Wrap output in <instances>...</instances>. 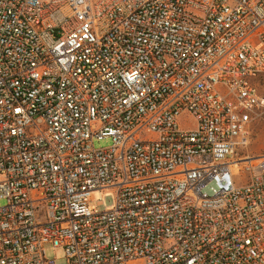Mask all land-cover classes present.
I'll return each mask as SVG.
<instances>
[{
  "label": "built area",
  "instance_id": "obj_1",
  "mask_svg": "<svg viewBox=\"0 0 264 264\" xmlns=\"http://www.w3.org/2000/svg\"><path fill=\"white\" fill-rule=\"evenodd\" d=\"M261 75L264 0H0V264H264Z\"/></svg>",
  "mask_w": 264,
  "mask_h": 264
},
{
  "label": "rangeland",
  "instance_id": "obj_2",
  "mask_svg": "<svg viewBox=\"0 0 264 264\" xmlns=\"http://www.w3.org/2000/svg\"><path fill=\"white\" fill-rule=\"evenodd\" d=\"M254 85L258 92L264 96V75L259 76L254 80ZM192 124L191 119L186 115L180 118V125L182 127L190 126ZM111 145L110 139H103L100 141H93L94 148H106ZM242 155L258 156L264 154V109L259 111L256 119L254 120L251 129L248 143L243 150L240 151ZM231 174L233 182L236 186L240 185L245 181L247 175L242 172L238 167L231 168ZM113 192L107 190L102 192L101 199L98 195L94 194L91 196V202L93 208L96 210H108L113 205ZM1 205V203H0ZM45 254L47 257L54 258L57 264H66L64 259L63 249H53L50 245L45 246Z\"/></svg>",
  "mask_w": 264,
  "mask_h": 264
}]
</instances>
